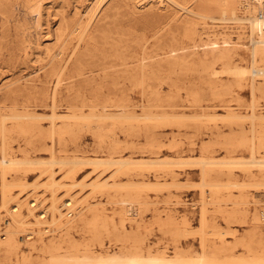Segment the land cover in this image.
Segmentation results:
<instances>
[{
  "label": "bare ground",
  "instance_id": "bare-ground-1",
  "mask_svg": "<svg viewBox=\"0 0 264 264\" xmlns=\"http://www.w3.org/2000/svg\"><path fill=\"white\" fill-rule=\"evenodd\" d=\"M62 1L54 12L44 0H0V46L13 23L21 34L16 61L31 68L0 80V264H264V21L256 3ZM110 12L122 27L103 26ZM48 16L55 28H46ZM147 29L155 45L171 46L165 56L150 54L146 40L139 66L124 58L98 71L83 60L100 36ZM70 37L77 43L67 55ZM193 65L202 93L219 104L192 109L159 99L152 75L169 71L178 82L185 74L193 94ZM169 127L210 140L197 149L195 139L185 147L174 136L164 152ZM183 172L200 180L187 183ZM191 185L196 226L177 208L165 213L179 225L166 241L151 243L140 224L126 226L149 205L181 203Z\"/></svg>",
  "mask_w": 264,
  "mask_h": 264
},
{
  "label": "rangeland",
  "instance_id": "rangeland-1",
  "mask_svg": "<svg viewBox=\"0 0 264 264\" xmlns=\"http://www.w3.org/2000/svg\"><path fill=\"white\" fill-rule=\"evenodd\" d=\"M48 6H54L53 9L54 12L61 10L64 8L65 2L62 0H44ZM66 12L71 11L72 5L68 4L66 7ZM22 10V9H21ZM19 12H17V15ZM108 18H106V22L103 24L105 27H112V28H120L123 26V21L121 17L115 16L112 12ZM49 17V21L46 22V28L48 29L51 27L55 28V21H53L51 16ZM0 22H1V16H0ZM233 28H230L232 30H239L240 28L237 27V23H232ZM69 31V28L67 29ZM67 31H64V36L68 33ZM9 33V39L7 42H3L0 46V68L3 69L4 73L0 74V80L3 79V81L9 80V77L14 74L15 76L20 75L22 73H28L31 71V68L27 65L28 63H25L24 60H20L17 62V55L18 50L16 46L17 38L21 36V34L16 33V29L13 25V23L9 24L8 28ZM151 33L152 31L147 29L144 33V35H134L130 33H119L116 34L113 32L112 37L109 41L103 40V36L99 37V43L93 46L89 51L87 50L85 55L83 56L84 61H88L90 65H92L95 69H102L106 65H114L115 68H119L121 65L120 63L124 60V58H131L134 60V64L140 65L141 64V57L143 52V42L146 40H149L148 42V50L150 54L159 53L163 56H165V53L168 52L171 49V46L168 43L163 44L162 46H157L154 43V40L151 39ZM77 43V37H70L66 43V54L68 55L72 49V47ZM61 44V42H57L55 45V50L59 51L58 46ZM83 46V45H82ZM25 69V70H24ZM197 69L198 67L196 65H193L191 67L192 71V78L195 79V87L198 89V91H195L193 94H191L190 89L188 88L189 84V78L185 74H182L180 76V80L178 82L173 81V78H179L177 74L170 73L169 71H162L157 72L154 75H152L151 83L154 87V89L159 90L160 96L159 99L164 100L165 98H171V99H178L179 103L181 105H187L190 106L189 108L192 109H198L200 104L204 103H218L219 100L218 97H214L213 94L200 90L199 84L200 81L197 79ZM129 84V83H128ZM38 86H41V83L38 84ZM140 87V86H138ZM241 93L240 97V106L239 110L242 112H246L247 108L245 107L246 103L250 99V90L248 87H245L243 90L238 89ZM202 93V94H201ZM232 95H236L235 93H232ZM229 99L234 98L233 96L226 95ZM208 98H213L209 101ZM141 97L139 96V98ZM213 100H216L217 102H214ZM32 103H34L32 101ZM39 110H41V107H37ZM173 128L169 127L165 132L162 134V140L164 143V152H167V148L171 146L172 141L174 140V136H176L179 140L185 141L184 145L187 147V140L188 139H195V146L197 149H200L202 144L209 142L210 136L207 134H201V135H193L191 133H177L173 132ZM224 139H226V145H229L228 142L231 141V138L229 136H226ZM136 142L139 144H143L144 140L137 139ZM214 146L215 148L220 147V145H215L212 143L211 147ZM212 147V148H214ZM224 147V146H223ZM222 147V148H223ZM230 148H234V146H230ZM241 152L238 150V153ZM180 179L185 180L187 183H196L200 179V176L197 172H190V173H182L180 174ZM197 188L195 186H185L183 187V192L180 193V199L181 203L175 204V203H159L155 205H149L146 209H144L141 213H138L137 215L130 216L125 220L126 226L128 228L135 227L137 228V225L140 224L138 227L140 231L147 234L149 237V240L151 243L155 241H166L170 239L174 234L178 233V224L170 223L166 218V212L169 209L177 208L179 209L180 216L179 219L182 217H188L190 218V225L196 226L198 224V207L193 205L192 203V195L196 194ZM152 196H156L152 193ZM194 206V207H193ZM108 210L112 211L113 209H118L119 205H107ZM154 212H159L160 219L157 218V216H153ZM2 222V220H1ZM5 223L2 222V226H4ZM153 226V227H152ZM249 225H241L239 228L241 230H247ZM79 237V235H77ZM193 247H195L194 244H192ZM33 253H36V251H32ZM1 259V258H0ZM1 263V260H0ZM11 264H15L12 262Z\"/></svg>",
  "mask_w": 264,
  "mask_h": 264
},
{
  "label": "built area",
  "instance_id": "built-area-1",
  "mask_svg": "<svg viewBox=\"0 0 264 264\" xmlns=\"http://www.w3.org/2000/svg\"><path fill=\"white\" fill-rule=\"evenodd\" d=\"M138 3H144V2H147L148 0H134ZM250 2H255L256 6L258 7V11H257V15L258 17L260 18V20H263L264 21V0H249ZM65 211H68V209H66ZM73 212L72 211H69L67 213V216L70 217L72 216Z\"/></svg>",
  "mask_w": 264,
  "mask_h": 264
}]
</instances>
